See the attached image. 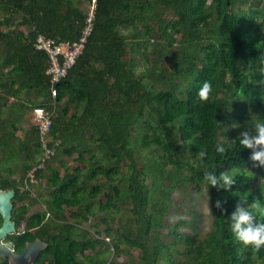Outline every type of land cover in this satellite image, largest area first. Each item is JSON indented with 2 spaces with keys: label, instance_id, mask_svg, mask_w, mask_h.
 Segmentation results:
<instances>
[{
  "label": "trees",
  "instance_id": "16d2710c",
  "mask_svg": "<svg viewBox=\"0 0 264 264\" xmlns=\"http://www.w3.org/2000/svg\"><path fill=\"white\" fill-rule=\"evenodd\" d=\"M96 2L85 50L55 86L54 156L27 186L43 149L26 118L54 108L37 40L76 45L93 0H0V187L16 191L17 227L65 244V264H264V249L254 253L229 226L238 203L264 201V165L241 144L264 124V0ZM222 173L235 183L224 187ZM203 188L213 214L205 237L169 220L175 192ZM37 204L46 211L31 213ZM86 223L105 228L91 234Z\"/></svg>",
  "mask_w": 264,
  "mask_h": 264
},
{
  "label": "built area",
  "instance_id": "2783aa9c",
  "mask_svg": "<svg viewBox=\"0 0 264 264\" xmlns=\"http://www.w3.org/2000/svg\"><path fill=\"white\" fill-rule=\"evenodd\" d=\"M96 3V0H93V3L89 6L84 36L76 45H71L67 42H59L45 36H39L37 40L36 47L40 50H44L50 60L47 75L50 76L54 108L36 107L33 109L32 122L39 133L40 143L43 149V158L38 165L34 166L28 172L25 180L27 186L38 183V172L43 169L45 170L48 161L54 156V150L49 145V136L53 125V118L56 115L55 109L58 105L55 86L68 75V72L76 65L79 57L85 50L87 38L91 35L94 26L95 13L97 10Z\"/></svg>",
  "mask_w": 264,
  "mask_h": 264
},
{
  "label": "clouds",
  "instance_id": "9594fccd",
  "mask_svg": "<svg viewBox=\"0 0 264 264\" xmlns=\"http://www.w3.org/2000/svg\"><path fill=\"white\" fill-rule=\"evenodd\" d=\"M212 93V85L210 82L205 81L202 87L198 90V97L201 101L207 102ZM259 135L253 138L244 134L241 144L245 147L252 149L251 159L258 161L260 165H264V124H257ZM205 152L199 153V158L203 159ZM224 187L231 186L235 180L228 173H222L220 177ZM204 179L212 186H216L217 178L211 174L206 173ZM216 207L219 209L221 203L219 200L216 202ZM264 201L260 199L254 200L249 207L242 206L238 203L235 210L229 217L230 230L234 234L235 239L246 247H250L253 252H259L264 249Z\"/></svg>",
  "mask_w": 264,
  "mask_h": 264
},
{
  "label": "rangeland",
  "instance_id": "374dc122",
  "mask_svg": "<svg viewBox=\"0 0 264 264\" xmlns=\"http://www.w3.org/2000/svg\"><path fill=\"white\" fill-rule=\"evenodd\" d=\"M87 7L88 4H85V8ZM85 10L87 11V9ZM253 110L255 111V109ZM31 116L32 114L29 113L28 117L26 118V123H31ZM230 129H232V126L228 128L229 131ZM21 164L22 160L18 164H14L12 166L16 173V177L20 175L19 173L22 169ZM251 169H253V165L251 166ZM37 195L38 192H36L34 196ZM174 202L177 212L170 216L169 220L171 222H177L178 220L186 221L187 225L181 229L182 232H185L187 234H198L201 237H205L207 233L210 232L212 228L213 214L210 207V199L205 188L201 189L198 192L194 191L192 193L177 191L175 192ZM45 211L46 206L43 204H37L31 208V213H43ZM83 226L85 229L90 230L91 234H94L96 230L103 231L105 228V225L93 227L90 223H86ZM127 260L131 262V264H142L140 259L136 256L132 258L128 256ZM115 261H117V258L114 259V262Z\"/></svg>",
  "mask_w": 264,
  "mask_h": 264
},
{
  "label": "flooded vegetation",
  "instance_id": "af4514ba",
  "mask_svg": "<svg viewBox=\"0 0 264 264\" xmlns=\"http://www.w3.org/2000/svg\"><path fill=\"white\" fill-rule=\"evenodd\" d=\"M20 177L21 175L18 177L14 175L11 177V180L15 178L20 180ZM12 219L16 224V232L7 235L6 238L1 241L5 249L0 251V264H65L63 263L64 260L61 261V257H63V255L60 252L61 248L64 247L65 244L61 245L52 243L48 239L45 240L39 235V229L41 228L40 226L27 229L25 226L26 221H21L20 226L17 227V222L13 217ZM2 225L3 219L0 216V227ZM38 240L42 241L45 246L35 248L32 247L33 244ZM9 244L12 246H9ZM6 251L13 252L14 255L25 256L17 262L12 261L11 256L7 254Z\"/></svg>",
  "mask_w": 264,
  "mask_h": 264
},
{
  "label": "water",
  "instance_id": "95a60500",
  "mask_svg": "<svg viewBox=\"0 0 264 264\" xmlns=\"http://www.w3.org/2000/svg\"><path fill=\"white\" fill-rule=\"evenodd\" d=\"M15 196H16L15 189H11L9 191H3L0 188V216L3 219V225L0 227V251H3V249H5L1 241L5 239L7 235L16 232V224L12 219L13 208H14L12 200L15 198ZM9 246L12 245L9 244ZM43 246H45V244L42 241L38 240L33 244L32 247L35 248V247H43ZM6 253L11 256L12 261H16V262L25 256V255L23 256L14 255L13 252L10 251H6Z\"/></svg>",
  "mask_w": 264,
  "mask_h": 264
},
{
  "label": "crops",
  "instance_id": "0c3cea01",
  "mask_svg": "<svg viewBox=\"0 0 264 264\" xmlns=\"http://www.w3.org/2000/svg\"><path fill=\"white\" fill-rule=\"evenodd\" d=\"M30 120H32V117H31ZM26 129H28V125L23 126L22 130H20V131L17 133V136H18L19 138L23 139V138H24V135H25V131H26Z\"/></svg>",
  "mask_w": 264,
  "mask_h": 264
}]
</instances>
